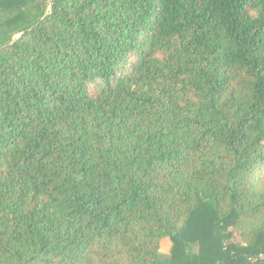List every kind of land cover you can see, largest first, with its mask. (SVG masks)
Instances as JSON below:
<instances>
[{
  "label": "trees",
  "instance_id": "trees-1",
  "mask_svg": "<svg viewBox=\"0 0 264 264\" xmlns=\"http://www.w3.org/2000/svg\"><path fill=\"white\" fill-rule=\"evenodd\" d=\"M162 261L264 264V0H0V264Z\"/></svg>",
  "mask_w": 264,
  "mask_h": 264
},
{
  "label": "rangeland",
  "instance_id": "rangeland-1",
  "mask_svg": "<svg viewBox=\"0 0 264 264\" xmlns=\"http://www.w3.org/2000/svg\"><path fill=\"white\" fill-rule=\"evenodd\" d=\"M169 247H170V241L168 238H163L160 241V246H159V254L160 255H167L169 252ZM163 264V261L161 262Z\"/></svg>",
  "mask_w": 264,
  "mask_h": 264
}]
</instances>
